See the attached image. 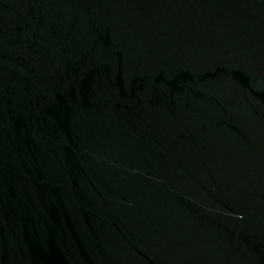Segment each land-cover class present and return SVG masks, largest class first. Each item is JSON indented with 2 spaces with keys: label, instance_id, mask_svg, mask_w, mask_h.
<instances>
[{
  "label": "water",
  "instance_id": "water-1",
  "mask_svg": "<svg viewBox=\"0 0 264 264\" xmlns=\"http://www.w3.org/2000/svg\"><path fill=\"white\" fill-rule=\"evenodd\" d=\"M0 264H264V0H0Z\"/></svg>",
  "mask_w": 264,
  "mask_h": 264
}]
</instances>
